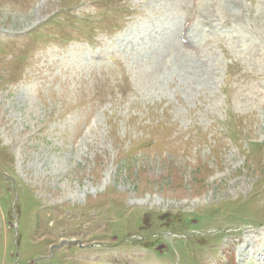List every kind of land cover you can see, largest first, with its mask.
I'll list each match as a JSON object with an SVG mask.
<instances>
[{
    "label": "rangeland",
    "instance_id": "1",
    "mask_svg": "<svg viewBox=\"0 0 264 264\" xmlns=\"http://www.w3.org/2000/svg\"><path fill=\"white\" fill-rule=\"evenodd\" d=\"M261 233L264 0H0V264H264Z\"/></svg>",
    "mask_w": 264,
    "mask_h": 264
},
{
    "label": "bare ground",
    "instance_id": "2",
    "mask_svg": "<svg viewBox=\"0 0 264 264\" xmlns=\"http://www.w3.org/2000/svg\"><path fill=\"white\" fill-rule=\"evenodd\" d=\"M194 8H197V6H194ZM187 35L188 34L185 31V38H187ZM52 162H53V165L55 166V172H58V174H63L64 173L63 172V169H62V167L64 166L63 163L61 164V163H59L57 161H52ZM258 236H260V237L257 238L258 241H256L257 242V247L256 246H250L249 243H247V244L245 243V245L243 244L245 246V250L243 249V247L241 248V250H239V254L238 255H240V257H242V255L245 254V252L247 251V256L248 257L249 256L251 257L252 255H254L252 257V260H256L258 262H264V256L263 257H259V259H256V256L259 255V254H262V252H263V251H260L259 249L260 248H263L264 249V233H261ZM248 260L249 259L247 258L244 261L247 262ZM244 261H242V262H244Z\"/></svg>",
    "mask_w": 264,
    "mask_h": 264
}]
</instances>
